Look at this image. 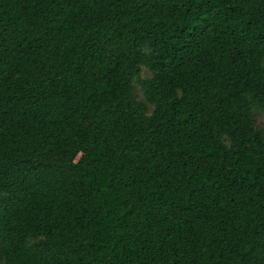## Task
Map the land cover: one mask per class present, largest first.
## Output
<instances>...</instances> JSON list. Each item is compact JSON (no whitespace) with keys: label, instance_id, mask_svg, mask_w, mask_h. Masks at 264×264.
<instances>
[{"label":"trees","instance_id":"1","mask_svg":"<svg viewBox=\"0 0 264 264\" xmlns=\"http://www.w3.org/2000/svg\"><path fill=\"white\" fill-rule=\"evenodd\" d=\"M259 112L264 0H0V264H264Z\"/></svg>","mask_w":264,"mask_h":264},{"label":"rangeland","instance_id":"2","mask_svg":"<svg viewBox=\"0 0 264 264\" xmlns=\"http://www.w3.org/2000/svg\"><path fill=\"white\" fill-rule=\"evenodd\" d=\"M144 75H148V71H147V70L144 71ZM137 89H138V93H139L140 97L143 99L144 96H143V94H142L141 87L138 86ZM256 120H257V124H258V126L262 127V126L264 125V112H259V113H257V118H256Z\"/></svg>","mask_w":264,"mask_h":264}]
</instances>
